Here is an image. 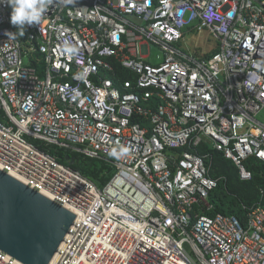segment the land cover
Listing matches in <instances>:
<instances>
[{"label": "built area", "instance_id": "built-area-1", "mask_svg": "<svg viewBox=\"0 0 264 264\" xmlns=\"http://www.w3.org/2000/svg\"><path fill=\"white\" fill-rule=\"evenodd\" d=\"M10 13L0 3V171L75 214L50 264H264V195L246 225L205 215L219 181L199 154L246 182L244 163L264 164V0H57L16 38ZM201 28L216 49L184 51ZM116 64L134 79L116 87ZM32 141L113 176L99 188Z\"/></svg>", "mask_w": 264, "mask_h": 264}, {"label": "water", "instance_id": "water-1", "mask_svg": "<svg viewBox=\"0 0 264 264\" xmlns=\"http://www.w3.org/2000/svg\"><path fill=\"white\" fill-rule=\"evenodd\" d=\"M75 220L65 207L0 171L1 252L21 264H50Z\"/></svg>", "mask_w": 264, "mask_h": 264}, {"label": "trees", "instance_id": "trees-1", "mask_svg": "<svg viewBox=\"0 0 264 264\" xmlns=\"http://www.w3.org/2000/svg\"><path fill=\"white\" fill-rule=\"evenodd\" d=\"M211 54L206 57H210ZM38 57L39 55L36 56V58ZM32 66H34V63ZM115 70V76L106 74V77L113 80L116 87H119L122 82L134 79L132 73L123 69L119 64L115 65ZM4 115V112L0 110V120H4ZM32 142L41 150L51 154L60 164L80 172L99 188L104 187L113 176L114 169L105 161L90 159L82 154L57 146H45L40 142ZM199 154L210 156L206 160L210 177L219 181L217 188L209 196L212 210L206 212L205 215L209 217L218 214L234 216L246 225L247 210L244 207L254 208L263 199L261 193L264 192V164L255 159L247 160L244 166L252 175V179L246 182L241 180L240 170L232 161L226 159L222 153L213 150L208 145H202ZM68 156L75 160L73 165L67 162L66 158Z\"/></svg>", "mask_w": 264, "mask_h": 264}, {"label": "clouds", "instance_id": "clouds-1", "mask_svg": "<svg viewBox=\"0 0 264 264\" xmlns=\"http://www.w3.org/2000/svg\"><path fill=\"white\" fill-rule=\"evenodd\" d=\"M5 0H0V3ZM57 0H6V3L11 8L10 23L16 27V32H5V35L10 38H16L17 36L23 37L25 34V28L31 25H38L44 13L49 9V6ZM71 3H75L76 0H70Z\"/></svg>", "mask_w": 264, "mask_h": 264}, {"label": "rangeland", "instance_id": "rangeland-1", "mask_svg": "<svg viewBox=\"0 0 264 264\" xmlns=\"http://www.w3.org/2000/svg\"><path fill=\"white\" fill-rule=\"evenodd\" d=\"M187 37L181 42L182 48L186 52H207L209 50L216 49V42L209 33L201 28L200 32H194L191 34H186ZM163 61V52L157 46H151L150 48V59L154 65L161 64ZM260 120H264V111L258 116Z\"/></svg>", "mask_w": 264, "mask_h": 264}, {"label": "bare ground", "instance_id": "bare-ground-1", "mask_svg": "<svg viewBox=\"0 0 264 264\" xmlns=\"http://www.w3.org/2000/svg\"><path fill=\"white\" fill-rule=\"evenodd\" d=\"M98 241H99V242H103V241H104L103 237H100V239H98ZM85 251H86V250H85ZM85 251L79 253L78 261L81 260V261L87 263V261L85 260ZM82 253H83V254H82Z\"/></svg>", "mask_w": 264, "mask_h": 264}, {"label": "crops", "instance_id": "crops-1", "mask_svg": "<svg viewBox=\"0 0 264 264\" xmlns=\"http://www.w3.org/2000/svg\"><path fill=\"white\" fill-rule=\"evenodd\" d=\"M261 194H262V196H263V195H264V192H262ZM261 200H262V199H261ZM261 202H262V201H261ZM261 202H260V203H261ZM260 203H259V204H260ZM262 203L264 204V202H262ZM259 204H258V205H259ZM258 205H257V206H258ZM254 208H255V207H254Z\"/></svg>", "mask_w": 264, "mask_h": 264}]
</instances>
